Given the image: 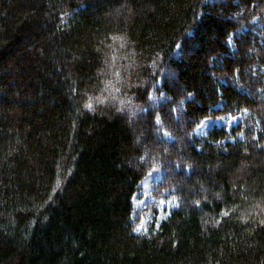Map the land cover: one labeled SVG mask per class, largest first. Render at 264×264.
I'll return each mask as SVG.
<instances>
[{
	"label": "trees",
	"instance_id": "1",
	"mask_svg": "<svg viewBox=\"0 0 264 264\" xmlns=\"http://www.w3.org/2000/svg\"><path fill=\"white\" fill-rule=\"evenodd\" d=\"M0 264H264V0H0Z\"/></svg>",
	"mask_w": 264,
	"mask_h": 264
},
{
	"label": "rangeland",
	"instance_id": "2",
	"mask_svg": "<svg viewBox=\"0 0 264 264\" xmlns=\"http://www.w3.org/2000/svg\"><path fill=\"white\" fill-rule=\"evenodd\" d=\"M232 42V40H231ZM173 72L170 69H165V76L172 79ZM164 79L159 80V87L162 85ZM113 98V97H112ZM151 99L154 103L162 100H169L165 92H161L160 96L155 91L151 94ZM184 101H178L175 104L174 113L179 116L182 110ZM222 105L219 104L218 108ZM246 115V112H240L236 115L222 114L219 116L208 117L200 122L195 128L194 134L196 136H205L214 127H225L228 130L241 123ZM158 132L160 137L174 141L175 137L170 133L161 119H158ZM150 153L142 157V162H148ZM168 169L162 161L157 160L149 167L145 177L141 181L138 191L134 196V214L132 218L134 232L136 234L146 235L150 228L154 225L158 228L165 220L169 218L171 213L179 206L178 197L175 190L163 186Z\"/></svg>",
	"mask_w": 264,
	"mask_h": 264
}]
</instances>
